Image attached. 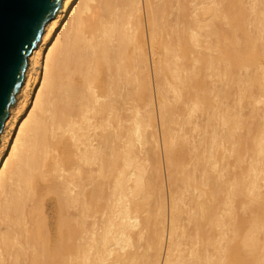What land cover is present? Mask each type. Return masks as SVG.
<instances>
[{"label":"rangeland","instance_id":"obj_1","mask_svg":"<svg viewBox=\"0 0 264 264\" xmlns=\"http://www.w3.org/2000/svg\"><path fill=\"white\" fill-rule=\"evenodd\" d=\"M168 7L169 73L152 74L153 98L137 109L138 132L123 99V120L98 129L103 140L121 132L106 140L107 157L121 151L125 182L142 186L134 181L133 198L121 194L117 204V172H106L112 184H100L104 211L89 219L92 247L79 264H228L232 250L240 255L235 264H264V0H171ZM43 73L35 64L32 74ZM31 87L20 121L39 90ZM125 198L140 205L128 229L120 217Z\"/></svg>","mask_w":264,"mask_h":264},{"label":"bare ground","instance_id":"obj_2","mask_svg":"<svg viewBox=\"0 0 264 264\" xmlns=\"http://www.w3.org/2000/svg\"><path fill=\"white\" fill-rule=\"evenodd\" d=\"M169 1L63 0L57 15L45 24L0 134V264H79V257L86 259L93 242L89 219L104 211V204L99 203L103 198L100 184L110 181L106 179L109 169L116 170L112 180L119 187L113 189L119 200H113L119 204L122 196L133 198L127 189L141 185V180L127 185L130 179L126 174L124 179L121 151H114L112 159L107 157L106 140L113 134L120 137L121 132L112 130L103 140L104 133L98 129L123 120L118 111L123 99L130 103L133 112L128 118L138 132L137 109L153 98L151 76L163 72L171 58ZM52 38L55 42L45 52ZM37 63L44 67L42 75L32 74ZM33 84L39 86L36 99L20 121L18 113L24 111ZM6 150L9 153L4 157ZM129 164L133 169L134 164ZM127 198L124 212L117 213L128 229L136 224L131 219L137 222L133 214L140 205L133 201L137 207L132 206L134 199ZM126 228L122 234L128 233ZM107 240L103 237V252L108 250ZM233 252L228 264H235Z\"/></svg>","mask_w":264,"mask_h":264},{"label":"water","instance_id":"obj_3","mask_svg":"<svg viewBox=\"0 0 264 264\" xmlns=\"http://www.w3.org/2000/svg\"><path fill=\"white\" fill-rule=\"evenodd\" d=\"M63 0H0V134L25 79L29 56Z\"/></svg>","mask_w":264,"mask_h":264}]
</instances>
